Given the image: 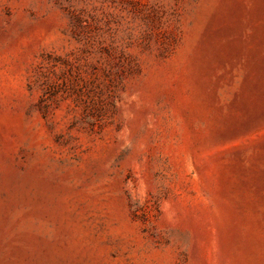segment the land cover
Segmentation results:
<instances>
[{"label": "rangeland", "instance_id": "obj_1", "mask_svg": "<svg viewBox=\"0 0 264 264\" xmlns=\"http://www.w3.org/2000/svg\"><path fill=\"white\" fill-rule=\"evenodd\" d=\"M0 264H264V0H0Z\"/></svg>", "mask_w": 264, "mask_h": 264}]
</instances>
